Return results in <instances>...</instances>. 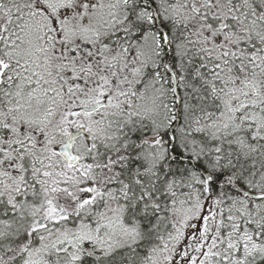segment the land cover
Segmentation results:
<instances>
[{"label":"snow or ice","instance_id":"1","mask_svg":"<svg viewBox=\"0 0 264 264\" xmlns=\"http://www.w3.org/2000/svg\"><path fill=\"white\" fill-rule=\"evenodd\" d=\"M0 264H264V0H0Z\"/></svg>","mask_w":264,"mask_h":264}]
</instances>
